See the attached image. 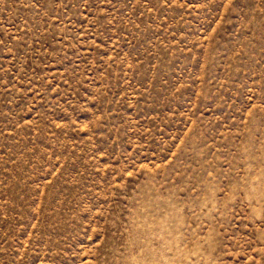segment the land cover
I'll return each mask as SVG.
<instances>
[{
    "label": "rangeland",
    "instance_id": "obj_1",
    "mask_svg": "<svg viewBox=\"0 0 264 264\" xmlns=\"http://www.w3.org/2000/svg\"><path fill=\"white\" fill-rule=\"evenodd\" d=\"M0 264H264V0H0Z\"/></svg>",
    "mask_w": 264,
    "mask_h": 264
}]
</instances>
